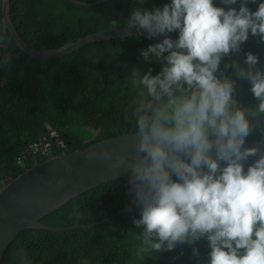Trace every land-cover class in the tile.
<instances>
[{
	"label": "clouds",
	"instance_id": "9594fccd",
	"mask_svg": "<svg viewBox=\"0 0 264 264\" xmlns=\"http://www.w3.org/2000/svg\"><path fill=\"white\" fill-rule=\"evenodd\" d=\"M248 3L257 4L256 10ZM220 5L168 0L130 13L129 27L149 37L165 34L139 50L144 61L160 62V70L134 67L125 73L132 91L124 113L134 129L131 156L103 148L87 152L86 159L131 169L129 192L140 212L130 233L137 264L202 239L208 248L203 264H264V149L244 147L254 119L264 116V68L254 69L259 57L251 51L244 64L225 63L251 85L257 103L245 106L235 98V79L220 67L250 35L264 43V0ZM250 156L258 158L245 169ZM64 183L63 175L56 179L58 186ZM15 255L18 264H32L23 247ZM199 255L193 246L192 256Z\"/></svg>",
	"mask_w": 264,
	"mask_h": 264
},
{
	"label": "trees",
	"instance_id": "16d2710c",
	"mask_svg": "<svg viewBox=\"0 0 264 264\" xmlns=\"http://www.w3.org/2000/svg\"><path fill=\"white\" fill-rule=\"evenodd\" d=\"M116 1L130 13L135 6L152 9L168 2L145 0L137 5L136 0ZM2 2L0 40L7 42ZM216 2L220 5V0ZM249 4L256 10L257 4ZM10 18L21 38L36 50L61 48L99 30L126 24L107 4L79 6L68 0H11ZM152 43L156 41L139 34L106 38L54 60L32 58L15 41L10 47H0V189L3 181H12L32 166L35 155L29 147L52 130L60 132L70 152L134 132L124 118L132 95L125 73L130 75L134 67L141 72L151 67L153 74L160 70V62H146L140 55L139 50ZM249 51L264 68V43L257 36L250 35L242 44L241 52ZM233 60H238L235 53L225 57L220 67L236 81L235 98L245 106L257 103L250 83L236 77L231 67L225 68ZM253 123L246 140L261 142L264 116ZM85 128L96 133H87ZM35 157L38 162L48 160ZM19 159H23L22 166ZM128 178L93 187L39 219L51 226L108 221L62 232L25 227L5 249L1 264H18L15 253L21 247L32 264H137L130 233L136 230L132 217L140 214ZM193 246L199 249V257L192 256ZM207 251V241L202 239L195 245L179 244L171 251L146 256L143 264H197L198 260L203 264Z\"/></svg>",
	"mask_w": 264,
	"mask_h": 264
},
{
	"label": "water",
	"instance_id": "95a60500",
	"mask_svg": "<svg viewBox=\"0 0 264 264\" xmlns=\"http://www.w3.org/2000/svg\"><path fill=\"white\" fill-rule=\"evenodd\" d=\"M68 1L78 4L79 6L107 4L121 20L126 22V24L119 27L99 30V32L82 37L75 42H69V44L61 48L53 50H36L31 48L16 31L10 18L11 0H3V29L8 37V41L4 42L0 40V47H10L15 41L21 51L29 54L32 58L39 60H54L93 44L94 41L106 38L122 37L133 34L145 36L156 42L162 41L164 38L165 34L149 37L144 30L129 27L128 21L130 19V12L123 10L117 4L116 0H98L90 3H83L78 0ZM247 7L253 10L249 3ZM166 35L172 39L177 38V35L172 33ZM235 56L244 64L245 55L241 50L236 52ZM253 67L255 70L261 69L258 64ZM133 136L134 132L125 133L118 136V138L106 140L81 150L63 153L44 162H38V158L34 156V163L29 169L8 183L3 181L2 188L0 189V264L7 246L18 233L21 232V229L25 227L62 232L76 228L94 227L108 221L109 219H104L101 222L92 224L51 226L43 223L39 219L93 187L116 179L130 177L131 169L127 165L121 168L114 167L110 162L101 159H86V154L92 150L99 151L103 148H113L116 151L126 152L131 156L134 152L135 138ZM255 146L264 149V143L245 140L244 147ZM257 158L258 156H250L248 160L244 162L245 169ZM65 162L70 163L71 167L66 169L64 166ZM61 175L65 177V183L63 186H58L56 184V179ZM126 211L127 210H124L123 212ZM129 211L134 210L130 209ZM137 213L140 214L139 212ZM154 264H157V261Z\"/></svg>",
	"mask_w": 264,
	"mask_h": 264
},
{
	"label": "built area",
	"instance_id": "2783aa9c",
	"mask_svg": "<svg viewBox=\"0 0 264 264\" xmlns=\"http://www.w3.org/2000/svg\"><path fill=\"white\" fill-rule=\"evenodd\" d=\"M29 149L33 155L42 157L43 159L45 157L50 159L63 153L70 152L67 142L62 138L58 130H52L50 135H47L46 138L32 144ZM18 164L22 166L20 160Z\"/></svg>",
	"mask_w": 264,
	"mask_h": 264
},
{
	"label": "rangeland",
	"instance_id": "374dc122",
	"mask_svg": "<svg viewBox=\"0 0 264 264\" xmlns=\"http://www.w3.org/2000/svg\"><path fill=\"white\" fill-rule=\"evenodd\" d=\"M86 132L87 133H92V134H95L96 131L94 132L93 130H91L90 128H85Z\"/></svg>",
	"mask_w": 264,
	"mask_h": 264
},
{
	"label": "flooded vegetation",
	"instance_id": "af4514ba",
	"mask_svg": "<svg viewBox=\"0 0 264 264\" xmlns=\"http://www.w3.org/2000/svg\"><path fill=\"white\" fill-rule=\"evenodd\" d=\"M20 161H21V163L23 162V159H19ZM19 160H18V162H19Z\"/></svg>",
	"mask_w": 264,
	"mask_h": 264
}]
</instances>
